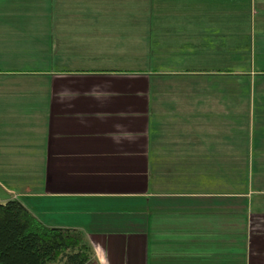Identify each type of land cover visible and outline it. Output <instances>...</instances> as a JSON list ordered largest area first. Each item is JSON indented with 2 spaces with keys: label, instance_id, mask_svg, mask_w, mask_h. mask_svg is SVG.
<instances>
[{
  "label": "crops",
  "instance_id": "1",
  "mask_svg": "<svg viewBox=\"0 0 264 264\" xmlns=\"http://www.w3.org/2000/svg\"><path fill=\"white\" fill-rule=\"evenodd\" d=\"M12 198L85 264H264V0H0Z\"/></svg>",
  "mask_w": 264,
  "mask_h": 264
},
{
  "label": "trees",
  "instance_id": "2",
  "mask_svg": "<svg viewBox=\"0 0 264 264\" xmlns=\"http://www.w3.org/2000/svg\"><path fill=\"white\" fill-rule=\"evenodd\" d=\"M91 255L83 230L49 227L15 198L0 203V264H85Z\"/></svg>",
  "mask_w": 264,
  "mask_h": 264
},
{
  "label": "rangeland",
  "instance_id": "3",
  "mask_svg": "<svg viewBox=\"0 0 264 264\" xmlns=\"http://www.w3.org/2000/svg\"><path fill=\"white\" fill-rule=\"evenodd\" d=\"M132 47H133V49H132ZM145 48H148V49L146 50ZM170 50H171L170 46L136 45V46H130V50H129L128 56H129V58H134V59L135 58H144L145 56L160 59L159 58L160 55H164V56L165 55H170ZM240 54H241V52H239L237 46H233L232 55L235 56V57H239Z\"/></svg>",
  "mask_w": 264,
  "mask_h": 264
}]
</instances>
